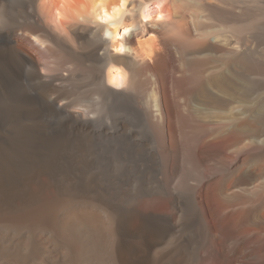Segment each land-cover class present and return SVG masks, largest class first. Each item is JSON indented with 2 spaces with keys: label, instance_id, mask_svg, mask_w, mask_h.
Wrapping results in <instances>:
<instances>
[{
  "label": "bare ground",
  "instance_id": "6f19581e",
  "mask_svg": "<svg viewBox=\"0 0 264 264\" xmlns=\"http://www.w3.org/2000/svg\"><path fill=\"white\" fill-rule=\"evenodd\" d=\"M30 4L24 27H0V264H264V50L225 0H127L123 55L98 0ZM68 61L98 64L85 104L60 87ZM129 100L146 157L114 189L84 154Z\"/></svg>",
  "mask_w": 264,
  "mask_h": 264
},
{
  "label": "rangeland",
  "instance_id": "374dc122",
  "mask_svg": "<svg viewBox=\"0 0 264 264\" xmlns=\"http://www.w3.org/2000/svg\"><path fill=\"white\" fill-rule=\"evenodd\" d=\"M30 3L31 0H0V27H24L32 20ZM225 4L231 27L246 35L258 49L264 50V0H225ZM67 65H70L69 76L60 83V87L69 91L71 98L85 104L89 94L99 90L95 84L98 64L87 62L81 66L68 61ZM27 76L28 72L25 73L24 84L30 87ZM133 104L129 100L109 109L110 124L115 128L122 124L123 128L110 134H96L84 154L91 165V172L114 189L123 183L130 186L138 174V165L146 157L144 143L148 139V129ZM140 104L147 105V98H142ZM50 119L56 130L65 117L55 115Z\"/></svg>",
  "mask_w": 264,
  "mask_h": 264
},
{
  "label": "clouds",
  "instance_id": "9594fccd",
  "mask_svg": "<svg viewBox=\"0 0 264 264\" xmlns=\"http://www.w3.org/2000/svg\"><path fill=\"white\" fill-rule=\"evenodd\" d=\"M101 5V15L97 16V20L102 24L107 25L102 32V39L108 42L111 47V51L115 54L123 55L129 48L124 43L125 37L132 31L131 28H122L121 25L115 23L118 13L123 6L127 3V0H120V7H113L109 12L105 7V0H98ZM101 55H103V49H101ZM108 83L116 88L122 86V82L125 79L126 71L123 66L110 64L107 68Z\"/></svg>",
  "mask_w": 264,
  "mask_h": 264
}]
</instances>
